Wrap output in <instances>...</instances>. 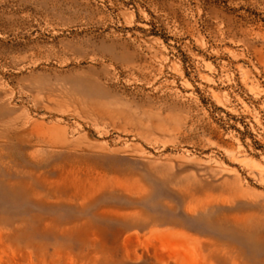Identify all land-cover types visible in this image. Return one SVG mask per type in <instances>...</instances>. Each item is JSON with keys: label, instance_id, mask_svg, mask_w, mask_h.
I'll return each mask as SVG.
<instances>
[{"label": "rangeland", "instance_id": "374dc122", "mask_svg": "<svg viewBox=\"0 0 264 264\" xmlns=\"http://www.w3.org/2000/svg\"><path fill=\"white\" fill-rule=\"evenodd\" d=\"M0 264H264V0H0Z\"/></svg>", "mask_w": 264, "mask_h": 264}]
</instances>
